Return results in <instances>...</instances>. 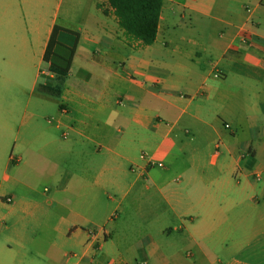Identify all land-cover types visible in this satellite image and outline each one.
I'll return each mask as SVG.
<instances>
[{
  "label": "crops",
  "instance_id": "0c3cea01",
  "mask_svg": "<svg viewBox=\"0 0 264 264\" xmlns=\"http://www.w3.org/2000/svg\"><path fill=\"white\" fill-rule=\"evenodd\" d=\"M62 2L0 0V264H264V0H163L150 46ZM134 191L166 238L110 226Z\"/></svg>",
  "mask_w": 264,
  "mask_h": 264
},
{
  "label": "trees",
  "instance_id": "16d2710c",
  "mask_svg": "<svg viewBox=\"0 0 264 264\" xmlns=\"http://www.w3.org/2000/svg\"><path fill=\"white\" fill-rule=\"evenodd\" d=\"M107 2L114 10L120 28L127 35L141 41L145 46L155 43L163 0H107ZM58 31H62L63 41L56 39ZM69 37H74L73 45L67 44ZM78 38V33L55 25L44 55V61L51 64L52 72L61 76L67 75Z\"/></svg>",
  "mask_w": 264,
  "mask_h": 264
},
{
  "label": "rangeland",
  "instance_id": "374dc122",
  "mask_svg": "<svg viewBox=\"0 0 264 264\" xmlns=\"http://www.w3.org/2000/svg\"><path fill=\"white\" fill-rule=\"evenodd\" d=\"M95 1L96 0H63L59 12V25L74 29L78 28L83 23L84 19L93 12V4ZM215 141L220 142L215 136L201 140L202 145L207 147L206 153L204 154L205 163H209L212 160V154L216 152L214 148ZM45 187L46 186L43 185L40 188L41 191H43ZM134 193L135 191L122 202V206L117 213H115L116 218L111 222L110 226L121 229L123 231L122 237L130 244L144 241L147 238V233H150L155 239L166 238V234L161 233L159 228L152 224L153 217L148 204L142 202L140 205H137L138 203L133 202ZM175 225H177V223L170 224L172 228ZM188 250L189 249L183 250V254H186Z\"/></svg>",
  "mask_w": 264,
  "mask_h": 264
},
{
  "label": "built area",
  "instance_id": "2783aa9c",
  "mask_svg": "<svg viewBox=\"0 0 264 264\" xmlns=\"http://www.w3.org/2000/svg\"><path fill=\"white\" fill-rule=\"evenodd\" d=\"M242 39H243L244 41L252 40V39H253V35H251V34H249V33H245V35H243ZM226 127H229V126L226 125ZM244 156H245V155H244ZM149 164L155 166L154 163H152V162H149ZM156 166H158V167H160V168L163 167V165H162L161 163H157ZM11 201H12V200H11L10 197H6V199H5V202H6V203L9 204V203H11ZM88 234H89L91 237H92V236L95 237V236H96V231H95L93 228H91V229L88 230Z\"/></svg>",
  "mask_w": 264,
  "mask_h": 264
}]
</instances>
